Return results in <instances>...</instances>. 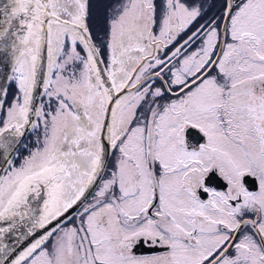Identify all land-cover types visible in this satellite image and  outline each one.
Wrapping results in <instances>:
<instances>
[{
    "label": "snow or ice",
    "instance_id": "1",
    "mask_svg": "<svg viewBox=\"0 0 264 264\" xmlns=\"http://www.w3.org/2000/svg\"><path fill=\"white\" fill-rule=\"evenodd\" d=\"M93 6L0 0V264H264V0Z\"/></svg>",
    "mask_w": 264,
    "mask_h": 264
},
{
    "label": "rangeland",
    "instance_id": "2",
    "mask_svg": "<svg viewBox=\"0 0 264 264\" xmlns=\"http://www.w3.org/2000/svg\"><path fill=\"white\" fill-rule=\"evenodd\" d=\"M111 0H94L93 12H94V26L97 30H103L104 26V13L105 8ZM194 3H203L206 7L211 2L214 4L217 3V0H192ZM31 146V145H29Z\"/></svg>",
    "mask_w": 264,
    "mask_h": 264
},
{
    "label": "water",
    "instance_id": "3",
    "mask_svg": "<svg viewBox=\"0 0 264 264\" xmlns=\"http://www.w3.org/2000/svg\"><path fill=\"white\" fill-rule=\"evenodd\" d=\"M186 136L188 138L189 147L197 148L200 143L205 141L204 135L195 128H188L186 131Z\"/></svg>",
    "mask_w": 264,
    "mask_h": 264
},
{
    "label": "trees",
    "instance_id": "4",
    "mask_svg": "<svg viewBox=\"0 0 264 264\" xmlns=\"http://www.w3.org/2000/svg\"><path fill=\"white\" fill-rule=\"evenodd\" d=\"M216 4H217L216 2L214 4L212 2H211V4H208V6L211 5V7L207 6L208 7L207 15H211L216 11Z\"/></svg>",
    "mask_w": 264,
    "mask_h": 264
},
{
    "label": "flooded vegetation",
    "instance_id": "5",
    "mask_svg": "<svg viewBox=\"0 0 264 264\" xmlns=\"http://www.w3.org/2000/svg\"><path fill=\"white\" fill-rule=\"evenodd\" d=\"M29 140H31V137H29ZM190 148H192V147H190ZM21 152H22V154H23V150H21Z\"/></svg>",
    "mask_w": 264,
    "mask_h": 264
}]
</instances>
